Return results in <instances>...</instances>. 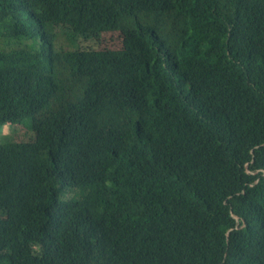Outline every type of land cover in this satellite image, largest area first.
Returning a JSON list of instances; mask_svg holds the SVG:
<instances>
[{
    "label": "trees",
    "instance_id": "trees-1",
    "mask_svg": "<svg viewBox=\"0 0 264 264\" xmlns=\"http://www.w3.org/2000/svg\"><path fill=\"white\" fill-rule=\"evenodd\" d=\"M0 39V264H264V0H0Z\"/></svg>",
    "mask_w": 264,
    "mask_h": 264
},
{
    "label": "rangeland",
    "instance_id": "rangeland-1",
    "mask_svg": "<svg viewBox=\"0 0 264 264\" xmlns=\"http://www.w3.org/2000/svg\"><path fill=\"white\" fill-rule=\"evenodd\" d=\"M57 42H56V46L58 50H62V49H72L74 48L73 46H71L66 38L65 34H62L61 32L58 33V37H57ZM5 41H3L2 39H0V44L4 43ZM6 43V42H5ZM16 46V43L14 44L13 47ZM23 131L19 128V130L16 129H11L10 133L16 135H20Z\"/></svg>",
    "mask_w": 264,
    "mask_h": 264
}]
</instances>
